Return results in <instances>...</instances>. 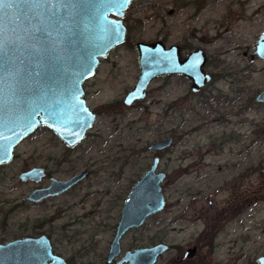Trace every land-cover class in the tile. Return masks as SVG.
<instances>
[{"label":"rangeland","instance_id":"1","mask_svg":"<svg viewBox=\"0 0 264 264\" xmlns=\"http://www.w3.org/2000/svg\"><path fill=\"white\" fill-rule=\"evenodd\" d=\"M194 1L132 0L123 18L125 41L99 61L88 81L93 84L90 101L109 102L114 110L96 116L88 143L82 145L84 154L68 153L70 163L60 165L63 144L38 127L14 148L11 161L0 165V243L45 233L70 264H94L91 252L82 250L94 239L91 224L99 218L85 221L94 200L91 192L118 187L125 194L151 162L147 143L169 135L171 146L159 154L158 165L166 173L161 183L166 204L136 236L144 235V243L152 237L184 243L206 227L203 217L191 222L192 213L203 209L204 217L213 218L217 211L240 203V226L245 228L236 224L219 235L223 241L239 235L244 254L225 263L256 264L257 252H264V230L254 232L249 226L264 225V104H255L252 97L264 89V60H250L248 54L264 24V0H202L204 10L192 18ZM252 9L259 17L255 23L249 17ZM221 27L226 31L215 34ZM156 39L206 51L204 70L213 80L195 95L180 76L157 78L142 101L124 106L122 97L138 74L134 43ZM90 161L95 163L94 176L72 191L42 204L23 199L47 183L48 176L62 179ZM33 166H45L46 177L40 183L19 182V172ZM247 198L254 202L245 204ZM101 203L106 214L110 205ZM107 214L109 221L117 219V211Z\"/></svg>","mask_w":264,"mask_h":264},{"label":"water","instance_id":"2","mask_svg":"<svg viewBox=\"0 0 264 264\" xmlns=\"http://www.w3.org/2000/svg\"><path fill=\"white\" fill-rule=\"evenodd\" d=\"M131 1L0 0V165H7L18 143L38 127H45L69 147L84 138L94 113L85 103L81 84L94 75L99 61L111 49L124 42L127 34L122 18ZM134 44L138 77L123 96L126 106L142 100L157 76L186 77L194 93L210 80L208 73H203L198 50L180 59L175 44L166 47L159 40ZM254 49L253 54L264 60V29ZM254 101L264 102V89L255 94ZM171 140L163 138L148 149L160 150ZM158 161L153 159L128 192L108 258L116 254L124 230L138 227L144 218L164 208L161 183L165 173L157 170ZM43 175L42 166H33L20 171L17 178L19 182L40 183ZM81 176L62 181L51 178L48 185L31 189L23 199L41 202L63 193ZM50 242L44 233L1 242L0 264H65L62 257L53 254ZM165 246L135 250L129 254V264H152ZM256 262L264 264V255Z\"/></svg>","mask_w":264,"mask_h":264},{"label":"flooded vegetation","instance_id":"3","mask_svg":"<svg viewBox=\"0 0 264 264\" xmlns=\"http://www.w3.org/2000/svg\"><path fill=\"white\" fill-rule=\"evenodd\" d=\"M201 1L202 0H196L192 4L194 9H196L192 18L200 15L202 13V10H204L203 9L204 8V4H203L204 2L201 3ZM131 3H132V1H131ZM131 3H129V5ZM129 5H128V7H129ZM192 6H190V8H192ZM260 8H262V6H260L258 9H260ZM256 15H257L256 11L254 9H252V13H250L249 17L252 18L254 23H255L256 19L259 18ZM123 18H124V15H123ZM123 18H122V21H123V24H125L124 26L126 28V34H127V27H126L127 24L124 23ZM263 29H264V24L262 25V29H260L259 34L257 35V40H258V36L263 31ZM218 30L219 31H217L215 34H221L222 32L224 33L226 31L222 27L219 28ZM220 31H222V32H220ZM125 39H126V36H125ZM156 40H159V39H156ZM156 40H151V42L156 41ZM256 41L253 44L252 50L248 54L250 60H252L254 58H256V60L259 59L256 57L255 54H253V51H255L254 46L256 44ZM144 42H149V41H144ZM151 42H149V43H151ZM159 42L163 43L160 40H159ZM163 44L166 47L169 46V45H166V43H163ZM174 44L178 46V50H179L178 51V53H179L178 57L180 59H184V57H186L187 54H189L191 52L194 53V51H197V50L200 51L201 56L203 58V62H204V64L202 65L203 73H205V74L208 73L204 70L205 63H207L206 62V60H207L206 51L202 50L200 47L192 48L191 46H189V47H183L182 48L180 45H178L176 43H174ZM135 46H134V48H135ZM135 51H136V49H135ZM243 55H245V54H243ZM136 60H137V58H136ZM260 60H262V59H260ZM136 63H137V61H136ZM208 75L210 77V80L208 82H206V85L201 86L199 88V90L196 91V93L191 92L190 87H189L190 81L186 77L183 78L181 75H176V74H174V75H172V74L167 75L166 74V75H163V77H166V76H172V77L180 76V77H182L184 80H187V82L189 84V86H188L189 92L191 94L196 95V94L200 93L203 89H205L206 86L210 84V82H212L213 77L210 75V73H208ZM92 77H90L89 80H91ZM163 77L162 76L154 77L152 79V81H150V83H152L153 80H155L157 78H163ZM89 80H84L81 85H82V89H84L83 92H84V98L86 100L85 103L88 106V109L92 110V112L94 113V122H95V118L98 114L100 115L102 112L107 111L108 110L107 108H109L112 111V109L114 107L111 104H109V102L101 103V105H99V104L95 105L90 101V91L93 90L92 89L93 84L88 83ZM150 83L148 84V88L150 87L149 86ZM148 88H146V90H145V94L143 96L144 98H145L146 91ZM254 96L252 97V102H254L255 104H259V105L264 104V102L259 103V102L254 101ZM142 100H138V101H142ZM135 102H137V101H133V103L130 104L129 106L131 107ZM121 103L123 104L122 100H121ZM124 106H126V105H124ZM104 113H107V112H104ZM94 122H92L91 128L93 127ZM91 128L86 131L87 133H85L84 138L80 142L75 144L74 146L69 147V146H66L65 143H62L61 141H59L61 144H63L62 146H63V154H64L61 156V161L59 162L60 165H61V163H64L67 161L69 162L70 159L69 160H67V159L70 156L69 154H71L72 152H78L79 151L78 153H80V155H79L80 157L82 156V154H84L83 153L84 151L82 150V147H83L82 145L88 143L87 137H88V134L91 133ZM166 137L172 138L169 135H166ZM166 137H165V139H166ZM163 138L164 137L158 138L156 141L162 140ZM172 140H173V138H172ZM172 140L167 147H165V148L163 147L162 149L156 150V151L153 149H148V146L153 142L155 143L156 141H151V142L147 143L146 149L149 150V152H152V154L150 155L151 156L150 157L151 162H153V159L159 160L157 163V170H160V169H158L159 162H161L159 154L163 151H167V148L171 146ZM78 159H79V157H78ZM151 162L148 164L146 169L150 166ZM94 164L95 163L93 161L92 162L90 161V162H88V164L83 165L82 168L72 170V172H69L68 174H66L67 176L63 177L62 179L55 178V179H59L60 181H62V180H67L70 177L72 178V176H76L78 174L82 175L73 184L72 187H69L68 189L64 190L63 193L53 195L52 197L48 196V197L42 199L41 202H36V203L42 204L43 202L47 201L48 199L55 198L59 195L63 196V194L67 193L68 191H70V190L72 191L73 188L80 186L79 184L80 183L82 184L83 180L87 179L90 176H94V174L96 172V169L93 168ZM42 169L44 172L43 176L46 177L47 172H46L45 166H42ZM146 169H144L142 173L146 172ZM249 170H250V168H249ZM251 171H252V169H251ZM142 173H140L138 175L136 180L139 178V176ZM164 173H165V171H164ZM249 173H251V172H249ZM119 174H122V172H119ZM119 174H117L116 177H118ZM165 176H166V173H165ZM51 178H53V177L48 176V182L45 184H42L41 187L48 185L50 183ZM164 179H165V177H164ZM136 180L133 181L134 182L133 184L136 183ZM133 184H131L130 188L128 190H126L125 194H123V192H122L123 189L121 190L118 187H116L115 190H113V188L107 187L105 189H94L91 192V195H93L94 200H92L90 202V207H91L90 208L91 212L89 214L90 219H85V221L88 220V222H91V221H93V219H96L98 217L99 218L95 222H92V224H91L94 227V231L92 232L93 233L92 237L94 239L92 240V242H90L91 244L89 246H87V248L83 247L82 250H84V249L86 250V252H85L86 255H87V253L91 252V254L93 255V258L95 259V261H93L94 264H129V262H130V259L128 260L129 254H132L135 250H140V249L146 248V247L150 248L156 244H158V245L164 244L166 246H165V250L161 253L160 256L158 255V257L155 259V261L152 264H227V263H225L226 259L236 261V259L240 258L241 255L244 254L242 252V247L240 246V243L243 241L240 240L239 235L237 237H235L236 235L235 236L231 235V236L225 237L226 241H223L222 236L219 235V233H221V231L224 232L226 227L227 228H229V226L233 227L236 224H238V226L240 228L243 227V226L242 227L240 226L241 225L240 223L242 222L240 216H241V211H243L244 209H242V207L240 206V203H238V204H234L233 206H231V205L226 206V208H223L222 211L221 210L217 211L216 216H214L213 218L208 216L209 219L207 217H204L205 211H203V209L200 211L199 210L195 211L196 213L194 216L192 213L191 222L193 221L196 223V221H198L199 218L201 219L203 217V220L205 222L204 225L206 227L203 228V230H200V229L197 230L196 234H193L192 236L186 237L187 240H185L184 243H179V242L169 243V242H167V241H165L159 237H152L153 240H151L149 243L148 242L144 243V241H143V239H145L144 235L140 234L139 236H136L135 233L136 232L138 233L139 229H141L145 225L146 220H149V218H151L154 215H157V214L159 215V213H157V212L154 214H151V215H149V217L144 218V220L139 224L138 227L137 226L130 227V228H128V230H124V232L121 233L120 238H118V243H117L118 249L116 250V254H114L113 256L108 258L109 257L108 255H109V252L111 249L110 244L113 241V239L115 238V231L117 228V223H118L119 217H121L120 211L122 209V206H124L123 202L126 199L127 195L129 194L128 192L131 190V187ZM198 194L199 193L197 192L194 196L197 197ZM201 196H203V195L201 194ZM103 197L104 198L106 197V198L103 199ZM263 197H264V195H263ZM247 199L245 202V204H247V205H249L250 202H254V200L253 201L251 200L252 198H247ZM102 200L105 203V205H107L106 207H108L110 205L108 210H107V213L110 210L111 211L112 210L117 211V215H118L117 219L111 218V221H109L108 217L105 218L104 215L108 216L109 214L104 213L105 212L104 206L102 207V205H101ZM207 200L209 201L208 202V204H209L210 200L209 199H207ZM199 213H200V216H199ZM80 223L82 224V220L80 221ZM249 227H253L254 232H255V230H261V229L264 230V225H259L256 222L253 223V225H251ZM243 228H245V227H243ZM104 232L106 235L104 234V236H103L102 234ZM228 233H229V231L227 233H224V235H226ZM128 234H131V235L127 236ZM48 238H49V236H48ZM126 238H127V241L124 242V240ZM49 240H50V238H49ZM50 241H51L50 245H51V248L53 250V254H57L60 257H62L63 260H65V264H70L69 260L65 259L62 255H60L58 252H56L54 245H52V240H50ZM252 241H254L253 242L254 244L256 243L255 240H252ZM167 253H171L170 255H172V257L163 259V257H165ZM263 255H264V252H262V253L257 252V255L254 257V262L257 264V262H256L257 257L263 256ZM135 258H132L131 260H134ZM138 259H140V256L137 255V261H138ZM229 262H232V261H229ZM229 262H228V264H229Z\"/></svg>","mask_w":264,"mask_h":264}]
</instances>
